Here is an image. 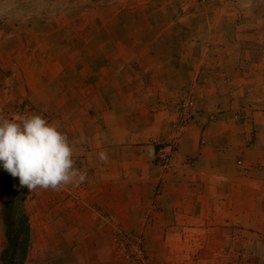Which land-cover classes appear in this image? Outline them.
<instances>
[{"label": "crops", "instance_id": "obj_1", "mask_svg": "<svg viewBox=\"0 0 264 264\" xmlns=\"http://www.w3.org/2000/svg\"><path fill=\"white\" fill-rule=\"evenodd\" d=\"M160 1L0 0V116L41 115L86 172L79 184L26 192V264H130L118 233L143 231L164 247L172 230L186 249L204 239L225 262L228 248L264 246L261 23L170 16L171 5H190ZM187 91L196 113L180 124ZM173 136L166 166L161 151ZM161 249L159 264H170Z\"/></svg>", "mask_w": 264, "mask_h": 264}, {"label": "rangeland", "instance_id": "obj_2", "mask_svg": "<svg viewBox=\"0 0 264 264\" xmlns=\"http://www.w3.org/2000/svg\"><path fill=\"white\" fill-rule=\"evenodd\" d=\"M158 0H154L156 3ZM162 1L166 0H161ZM173 1V0H172ZM176 1V0H174ZM190 5L187 9L182 11L179 7V5H171L174 6L175 9H171L172 11L169 13L170 16H176L178 14H188L193 15L196 12L198 13V16H201V18H207L208 16L211 21L214 19L217 21L220 18L223 19L224 17H227L229 14L231 16L233 15H245L248 16V18L254 17L258 18L260 21V26L262 27V30L264 31V0H183ZM101 2V1H98ZM239 2L242 4L243 9L239 7ZM164 5H166L165 2H163ZM173 4H175L173 2ZM160 5V4H159ZM192 6H195L194 8ZM240 8V9H239ZM197 9H199L197 11ZM241 10V12H238ZM243 11V12H242ZM244 17V16H243ZM200 18V17H199ZM258 22V21H257ZM216 24V23H215ZM214 23H211V26L215 25ZM251 25V24H250ZM208 28L205 24L202 23V28ZM216 28H213L215 30ZM223 29V28H222ZM221 29V30H222ZM264 40V39H263ZM222 55L216 56V63L217 68L220 69V59H223ZM215 57V56H214ZM212 57V58H214ZM235 60L237 59L235 64H238L242 57H239L238 54L234 55ZM230 59V58H229ZM223 62H221L222 64ZM220 76H223L224 73L221 72V70L218 71ZM228 75H231L228 73ZM188 96L186 97V95ZM183 96V100L181 103V106L179 107L180 116L178 119H180V124H184L183 121H181V117L184 118V120H187V122H190L196 113V103L194 100V94L190 92H186ZM188 98H191L194 102V108L192 112L190 113V116L186 117V112H183V105L185 103V100ZM185 116V117H184ZM12 120V119H11ZM186 124V123H185ZM178 150V143L176 147V151ZM167 159L162 158L161 161L166 166H172V160H169L166 162ZM28 189L26 187L19 188V180L18 178H13L9 173H7L2 167H0V207L1 203H4L3 209L0 211V226L5 227V238L7 241V248L2 253L0 252V264H4L2 262V257L4 253L9 249V241L8 236L11 234L10 227L8 225V221L10 223H16L17 227H19L22 223V220L27 217L29 220L30 225V219L28 213L25 211V203L32 200L30 197V194H27L26 192ZM121 233H118V236ZM137 235H133L136 239L134 241L135 243L131 247L130 250V256L127 255V249L125 246H122V243H117L118 247H120L121 253L124 255L125 259L130 264H159V259L161 260V254L162 249L164 250L169 249V255L168 259H170V264H264V256L258 255L255 253V250L258 252L264 253V246L259 245V247H251L249 246V253L247 249L243 248H228V252L226 255H231V261H220L216 258L217 248L216 246L209 245V242L205 241L204 239L201 240L199 238V241L197 240H191L193 242H187V246L189 245V249L183 248L181 245L182 237H180L181 233L177 230H172L170 235L171 242L169 243V247H164L159 245L160 237L158 238L156 236V240L154 241V237L151 234H147L146 232H140L135 233ZM192 234V233H189ZM167 239V232H164V241ZM249 240L251 239V236L249 237ZM140 244V255H137L136 251L138 248H136V244ZM255 244V242H254ZM253 246V244H252ZM130 249V248H129ZM131 252L133 255H131ZM165 253V252H164ZM225 255V256H226ZM140 257L143 258V260L140 259ZM163 259V258H162ZM167 258L165 260H168ZM156 260V262H155Z\"/></svg>", "mask_w": 264, "mask_h": 264}, {"label": "clouds", "instance_id": "obj_3", "mask_svg": "<svg viewBox=\"0 0 264 264\" xmlns=\"http://www.w3.org/2000/svg\"><path fill=\"white\" fill-rule=\"evenodd\" d=\"M72 157L67 136L41 115L19 120L0 116V167L18 178L19 188L59 190L83 182L86 172L75 167ZM100 158L106 160V154Z\"/></svg>", "mask_w": 264, "mask_h": 264}, {"label": "trees", "instance_id": "obj_4", "mask_svg": "<svg viewBox=\"0 0 264 264\" xmlns=\"http://www.w3.org/2000/svg\"><path fill=\"white\" fill-rule=\"evenodd\" d=\"M8 225L11 230V234L8 236L9 249L4 253L2 262L4 264H26L31 244L29 220L25 217L19 227L16 223L9 221Z\"/></svg>", "mask_w": 264, "mask_h": 264}, {"label": "built area", "instance_id": "obj_5", "mask_svg": "<svg viewBox=\"0 0 264 264\" xmlns=\"http://www.w3.org/2000/svg\"><path fill=\"white\" fill-rule=\"evenodd\" d=\"M194 108V102L191 98H188L187 100H185V103L183 105V112H186V117L188 119V117L190 116V113L192 112ZM185 117V116H184ZM181 121L187 122V120H184L183 117H181ZM176 147H177V141H176V136H173L170 139L169 144L167 145L166 148H164L161 152H162V158L167 159V161L171 160L175 153H176ZM134 241H136L134 236L131 235H126V234H119V236H117V243H122V246H125L127 249V255L130 256V250L132 249L131 247L133 246V244L135 243ZM130 248V249H129ZM136 248H138V250L136 251L137 255H140L139 249H140V244H136ZM131 255H133V253L131 252ZM141 260H143L142 257H140Z\"/></svg>", "mask_w": 264, "mask_h": 264}]
</instances>
